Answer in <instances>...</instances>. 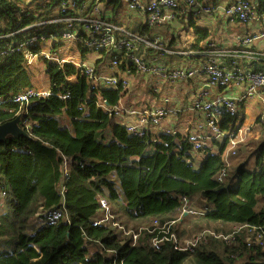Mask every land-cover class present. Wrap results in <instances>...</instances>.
<instances>
[{
	"label": "trees",
	"instance_id": "1",
	"mask_svg": "<svg viewBox=\"0 0 264 264\" xmlns=\"http://www.w3.org/2000/svg\"><path fill=\"white\" fill-rule=\"evenodd\" d=\"M60 1L0 0V123L21 111L19 124L31 136L0 141V187L8 194L5 210H0V264H113L114 256L116 264H264V245L247 228L236 232L231 244L211 237L191 251H178L170 242L154 248L151 233L131 244L117 226L92 223L100 214L99 198L114 206L121 225L137 227L152 218L168 224L178 216L180 198L199 193L203 211L170 224L179 237L206 227L225 235L232 225L243 224L262 234L264 205L259 207L258 197L264 199V140L255 149L254 168L245 167L250 155L244 157L245 151L233 163L236 181L231 186L216 179L232 166L223 160L225 138L201 147L195 164L187 133H158L148 127L140 133L127 131L104 103L116 105L122 89L90 84L84 68L72 61L40 56L49 93L16 98L33 87V74L21 49L5 50L33 35L37 38L26 44L32 53L41 52V35L55 33L52 46L62 43L64 23L46 21L73 13ZM101 1L106 9L124 4ZM253 2L263 13L264 0ZM105 7L101 18L113 21ZM195 34L200 40L207 31L196 29ZM77 50L83 60L93 49L77 42ZM98 52L105 54L104 49ZM235 114L221 109L220 129L230 128ZM188 221L201 228L187 233Z\"/></svg>",
	"mask_w": 264,
	"mask_h": 264
},
{
	"label": "built area",
	"instance_id": "2",
	"mask_svg": "<svg viewBox=\"0 0 264 264\" xmlns=\"http://www.w3.org/2000/svg\"><path fill=\"white\" fill-rule=\"evenodd\" d=\"M126 6L133 11L145 12L144 19L149 26L162 25L163 22L172 20L175 15V11L179 5L177 0H147V2H141L140 0H126ZM61 5L65 9H71L73 13H69L66 16H58L46 20L47 22H63L64 28L59 34V39L63 41H72L74 43L81 42L87 49H93L98 52L99 49H104L105 54L100 52L97 57L100 59H106V68L112 70H118L119 65L125 66V73L130 72V68L138 73L145 74L146 72L153 74L164 82H174L176 80H183L184 78L193 76L198 73L200 67L188 68L181 66H165L160 62L158 56L168 50L164 39L160 38L157 34H152L148 37L141 38L144 43V49L149 51V55L142 57L139 55V47L136 40L139 37L131 31L124 30L117 23L102 19L100 15L101 7L98 3H92L90 0H61ZM185 6L191 9L195 17L200 18V14L211 15L215 9L213 4H205L202 0H185ZM224 13L227 16L236 18L242 22H248L259 17L254 11V4L251 0H234L223 8ZM25 28H20L24 30ZM79 31V32H78ZM264 36V31L259 32L257 35H243L241 37V44L244 46L250 45L254 40ZM48 37L55 38L56 34H48ZM37 38L36 35L26 39L24 43H19L17 46H10L5 51L12 52L15 49H21L23 56L32 63V59L38 57L39 54L32 53L26 44H32L33 40ZM43 35L39 40L44 39ZM214 42H209L206 50L202 52L203 59L201 60V69H203L206 75V85L211 87H217L221 84L231 83L233 85H239L244 82V96L252 97L253 95H259V99L262 103V111L259 114V119L264 123V70L258 68L257 70L243 69L238 66L237 58L241 56H248V58L257 60H264V48L262 50L255 49H242L238 48L233 51L214 47ZM241 45V46H242ZM241 49V50H240ZM157 56H156V55ZM223 55H232V60L229 65L223 66L222 62L217 61V58ZM44 56L50 58L47 53ZM65 59H61L63 62ZM156 62L159 63V67H156ZM85 67V73L87 77L93 81H100L106 85L116 86L117 82L126 85L128 79L123 76H117L112 74H101L99 71H95L92 64L81 63ZM46 90L33 91L28 89L22 93L16 95V98L24 100L28 95L34 94H48ZM237 98L221 94H211L208 89L202 88L195 93V96L190 101V108H194L202 112L204 119V127L206 128L203 133L198 131L201 125L195 127L194 125L187 131L188 140L192 145L193 150H199L206 139L221 140L226 138L227 150L224 152V159L227 162L228 155H236L241 149V146L245 144L248 139V131L241 126L231 127L230 129L223 130L219 127V113L221 109L235 113ZM177 110V106H166L161 108H153L150 111L144 110L140 114L150 116L153 124L159 122L167 113H173ZM130 113H134L135 110H128ZM147 124V121L141 119L138 123L127 124V130L131 132H140L141 128ZM227 175V170L224 168L217 174V180L223 181V178ZM5 191L4 186L0 188ZM61 192L63 188L61 187ZM99 216L93 218L94 224H110L117 226L121 231L130 236L131 244L137 241V238L144 233H151L149 244L154 248H159L164 242H170L173 249L178 251H191L199 244L206 242L207 239L219 238L228 244L233 243L234 234L244 227L247 228L249 234H254L253 239L258 244L264 245L263 236L255 227H248V225H237L229 233L222 234L216 232L212 228L203 229L195 232L187 237H179L175 231L170 230V224H174L182 216L187 214H197L198 210L189 204L187 196L180 198L179 215L176 219L168 222V224H160L156 218H153L149 223L138 225L137 227H126L121 225L115 220L112 208L104 198H99ZM244 226V227H243ZM263 228V227H262ZM262 230V229H260ZM247 245L251 242L249 237L245 238ZM238 255V253H235ZM115 256L112 259V263H115Z\"/></svg>",
	"mask_w": 264,
	"mask_h": 264
},
{
	"label": "crops",
	"instance_id": "3",
	"mask_svg": "<svg viewBox=\"0 0 264 264\" xmlns=\"http://www.w3.org/2000/svg\"><path fill=\"white\" fill-rule=\"evenodd\" d=\"M140 1L143 3L147 2V0ZM178 1H180V9L178 8V10L175 11V15L172 20L163 22L162 25L157 26H149L146 23V20L144 19L145 12L143 13L128 9L126 6V0H123V6L116 10H114L111 5L110 8L106 9L105 2H102L101 0H97V3L100 5V7H105L106 14L113 20V22L117 23L124 30L131 31L139 37V39L136 40V43L139 47L140 56L145 57L150 53L144 49V43L142 42L141 38L148 37L152 34H157L160 36V38L164 39V44H166L168 48L167 51L158 56L160 60L159 63H161L162 66L164 64L168 67L185 66L191 69L200 67L198 73L184 78L183 80L181 79L174 82H164L163 80L159 81L157 77L152 76L153 74L148 72L142 74L134 71L126 75V73L121 72V70L104 69L106 68V59L98 60L97 67L100 68L97 69L107 74L119 73V75L128 77L130 79L127 89H124V91L121 93L122 96L119 99V104L122 108L127 109L128 107H135L139 109L145 108L151 110L156 107L165 108L166 106H177V110L174 112V114L167 113L159 122L155 124L149 122L147 125L143 126L145 129L148 127L150 130H155L158 133L161 131H179L185 134L187 130L193 125L195 127L201 125V127L198 128V131L201 133L206 130L204 127V115L202 112L194 108H190V101L195 96V93L200 91L202 88L208 89L211 94H226L237 98L235 110L236 119L230 128L241 126L248 131V139L246 140L245 144L241 146V149L237 153L239 154L240 160L243 157L242 151H245L244 157L249 151L250 153L255 154L256 147L261 141L264 140V123L259 119V114L262 111V103L259 99V95L245 97L244 82L239 83V85L228 83L221 84L217 87L207 86L206 75L203 69H201V60L203 59L202 52L209 48V42H214V47H216L217 50L220 48H226L231 51L238 48L262 50L264 48V36L257 38V40H254L248 46L242 45L240 39L243 37V35H257L259 32L264 31V12L259 13V17L256 19L260 20L255 21L257 22L256 24L253 22H242L236 18L227 16L223 11L224 6L228 5V3H231L234 0H205V4L211 3L215 6V9L211 15H205L201 13L200 18H197L192 13L191 9L185 6L183 3L185 0ZM190 18L194 19L192 25H190ZM126 19H129L130 22L125 24ZM201 28L207 31V36L198 40V35L195 34V31L196 29L199 30ZM184 31L193 34L190 41L183 42V39L180 38V34L184 33ZM196 39L198 41H196ZM99 58L100 57H96L95 59L97 60ZM231 60L232 55H223L217 58V61L222 62V65L226 67L229 65V63H231ZM237 62L238 66L242 67L243 69L257 70L258 68H261L264 70V60L255 61L248 58V56L240 55L237 58ZM159 63L156 62V67H159ZM41 67L44 68V65L37 62L30 68L33 74L31 76L32 83L36 81V76L39 74V69ZM149 80L156 86H160L153 87L155 91L152 93L151 91H147V83ZM43 84V82H39L37 85L33 84V86L38 88H47V85L43 86ZM140 118L141 117L138 118L132 116L126 117L125 115L123 116L118 114V116L115 117V120H129L131 122H139ZM147 120L151 119L147 117L146 121ZM210 140L211 139H209L207 143H209ZM226 148L227 145L225 146L224 152L227 150ZM211 149H216V146L211 145ZM251 149H253V151H251ZM194 156V163L198 164L200 162V154L196 153ZM231 157H233L231 154L227 157L229 166L233 165L234 163L233 162L230 164L229 159ZM192 205L198 207L196 202H192Z\"/></svg>",
	"mask_w": 264,
	"mask_h": 264
},
{
	"label": "rangeland",
	"instance_id": "4",
	"mask_svg": "<svg viewBox=\"0 0 264 264\" xmlns=\"http://www.w3.org/2000/svg\"><path fill=\"white\" fill-rule=\"evenodd\" d=\"M258 20H260V19H256V20L252 19V20H249L248 22H253L256 24L257 22H255V21H258ZM128 22H130V20L126 19L125 24ZM128 26H130V25H128ZM192 36H193V34L190 32H187V31H184V33L180 34V38L183 39V42L190 41ZM40 41H41L40 46H41L42 51L48 53L50 56L55 55L58 58H63L65 60H69V59L70 60L71 59L79 60L78 56H76L78 54L79 50H77V48L73 47V42L71 40L70 41H63L62 40L63 42L57 44V46H52V43H53L52 37L51 38H45V39H42ZM98 55H99L98 52L92 50V51H89V53H87L86 59H89L90 57H97ZM36 58L37 57L32 59V66H33V64H35L37 62L40 64L42 63L41 60H39L38 58L36 59ZM39 71H38L39 74H37V76H36V81H34V83H32V84L37 85L39 82L40 83L43 82L44 83L43 86H45V85L49 86L50 85V79L48 80V78H47L48 76H46L47 74H45L46 72H44V68L41 67L39 69ZM129 83H130V79H129ZM129 83H128V85H129ZM147 87H148V90H147L148 92H150V90L153 89V85H152L150 80L147 83ZM157 87H160V86H157ZM154 91H155V89H154ZM251 151H253V149H251ZM249 153H250V151H249ZM238 158H239V154L233 155V157H231L229 159L230 164H232L236 160H240V158L239 159ZM254 165H255V155L253 153L252 154L250 153V156L246 160L245 166L247 168H253ZM235 168L236 167L234 165H232L230 167V169L228 170V175L226 177H224V183L225 184L231 185V186L235 184V181H236ZM7 199H8V194L6 192H4V190L0 189V204H2V206H0V210H2V211L5 210V206H6L5 200H7ZM258 201L260 204L259 207L261 205H264V199L262 197H258ZM192 202H196L198 207L195 205H192ZM189 204L191 206H194L198 210L204 209V207H205V201L199 193L189 197ZM112 208H114L113 205H112ZM194 216H196V215H194ZM190 218H194V217H190ZM186 225H187L186 226L187 233H190V230L201 228L200 226H196V225L190 223L189 221L186 223ZM187 235H189V234H187ZM209 239H207L206 241H208ZM204 243H206V242H204Z\"/></svg>",
	"mask_w": 264,
	"mask_h": 264
},
{
	"label": "clouds",
	"instance_id": "5",
	"mask_svg": "<svg viewBox=\"0 0 264 264\" xmlns=\"http://www.w3.org/2000/svg\"><path fill=\"white\" fill-rule=\"evenodd\" d=\"M91 1V0H90ZM252 1V0H251ZM205 2V1H204ZM253 2V1H252ZM95 3H97V2H95ZM253 4H254V2H253ZM255 8V7H254ZM254 11H255V13H257L258 15H259V13L254 9ZM50 20V19H49ZM61 23H63V22H61ZM64 24H63V28H64ZM62 28V29H63ZM44 37L45 38H49L48 36H46V35H44ZM44 38V39H45ZM52 39H53V41H55V38H53L52 37ZM60 40V39H59ZM62 41V40H61ZM73 47H75V48H77V42L76 43H74L73 42ZM44 53H46V52H43L42 50H41V52L39 53V55H38V59L39 60H41L40 59V56H43V57H45L44 56ZM23 54V53H22ZM48 54V53H47ZM49 55V54H48ZM76 56H78V59L79 60H73V59H69V60H64V61H69V62H74L76 65H78V66H81L82 68H84V71H85V67L83 66V65H81V63H87V64H92L93 66H94V68H95V71H99V69H97V68H100V67H97L98 66V60H100V58L99 59H95L96 57H90L89 59H80L79 58V52H78V54L76 55ZM24 57V56H23ZM49 57L50 58H48V59H54V60H57L58 62H60L61 63V59H63V58H58L57 56H55V55H52V56H50L49 55ZM36 58V59H37ZM45 58H47V57H45ZM35 59V60H36ZM25 60H27V59H25ZM42 61V64L44 65V63H43V60H41ZM27 63L32 67V63H29L28 62V60H27ZM120 65H122V67H120ZM119 65V68H118V70H121V72H124L125 73V66L123 65V64H120ZM165 65V64H164ZM167 65V64H166ZM104 69H107V68H104ZM109 69V68H108ZM107 69V70H108ZM44 71H45V69H44ZM135 70H134V68H130V72H127L126 73V75L128 74V73H131V72H134ZM98 73H101V74H106V75H108V74H112V73H105V72H101V71H99ZM117 76H120L119 75V73H115ZM48 76V75H47ZM152 76H154V75H152ZM86 77H87V75H86ZM124 77V76H123ZM88 78V81H89V83L90 84H92V85H101V86H103V87H106V88H109V87H111V88H121L122 89V92L124 91V89L126 88L127 89V86H128V83H129V78L128 77H126L127 79H128V82H127V84L126 85H122V83H121V81L120 82H117V85L116 86H111V85H106L105 83H102V82H100V81H93L91 78H89V77H87ZM152 83V82H151ZM152 85H153V87H155L156 85L154 84V83H152ZM49 87H50V85L49 86H47V88H38V87H35V86H33L32 88H30L31 90H33V91H42V90H46V91H48L49 92ZM157 87V86H156ZM26 90H28V88L26 89ZM25 90V91H26ZM151 91V93L152 92H154V89H151L150 90ZM35 95H45V94H35ZM29 96V95H28ZM27 96V97H28ZM104 103H105V105L107 106V108H108V112H109V114L110 115H113L114 114V118L116 117V116H118V114L119 115H125L126 117H128V116H132V117H141L140 119H139V121L141 120V119H144V120H146L147 119V117H149L150 118V116H149V114L147 113L146 115H143V114H140L141 112H143L144 110H146V111H150V110H148V109H145V108H142V109H139V108H135V107H128L127 109H125V108H122V107H120V104H119V102L116 104V105H113V106H108V104L106 103V101H104ZM128 110H135V112L134 113H130V112H128ZM118 122H120L121 124H123L125 127H126V129H127V124H128V122L129 123H138V122H131V121H124V120H119ZM149 122H151V120H147V124L149 123ZM146 124V125H147ZM145 128L144 127H142L141 128V130H140V132L141 131H143ZM127 131H129V130H127ZM129 132H131V131H129ZM140 132H138V133H140ZM186 133H188V131L186 132ZM188 137V136H187ZM223 138H225V137H223ZM222 138V139H223ZM209 139H211V138H209ZM209 139H206V140H204V142H203V145L201 146V147H203L205 144H207V141L209 140ZM222 139L221 140H217V141H222ZM226 139V138H225ZM212 140V139H211ZM190 145H191V143H190ZM190 150H192L191 152H192V154H196V153H199V151L201 150L200 148H199V150H193L192 149V145H191V149ZM223 160L225 161V159H224V152H223ZM225 163H226V166L227 167H229V165H228V161L226 162L225 161ZM227 175H228V172H227ZM226 175V176H227ZM225 176V177H226ZM216 179H217V177H216ZM223 180H224V178H223ZM218 181V180H217ZM219 182V181H218ZM223 182V181H222ZM3 187V186H2ZM1 188V187H0ZM4 192H6L7 193V191L5 190ZM188 197V196H187ZM188 199H189V197H188ZM180 206V205H179ZM180 208V207H179ZM198 210V209H197ZM203 211V209H201V210H198V212H197V214H199V213H201ZM179 210H178V215H179ZM197 214H187L188 216H194V215H197ZM186 215V216H187ZM178 217V216H177ZM153 219V218H152ZM151 219V220H152ZM150 221V220H149ZM149 223V222H148ZM237 225H234L233 226V228L234 227H236ZM131 227V226H130ZM244 227V226H243ZM232 228V229H233ZM245 228V227H244ZM203 229H205V228H203ZM203 229H201V230H203ZM234 256H238V255H235L234 254Z\"/></svg>",
	"mask_w": 264,
	"mask_h": 264
},
{
	"label": "water",
	"instance_id": "6",
	"mask_svg": "<svg viewBox=\"0 0 264 264\" xmlns=\"http://www.w3.org/2000/svg\"><path fill=\"white\" fill-rule=\"evenodd\" d=\"M21 111L17 112L15 118L0 123V141H5L7 137L25 136L31 138L30 135L21 127L19 121L21 119Z\"/></svg>",
	"mask_w": 264,
	"mask_h": 264
}]
</instances>
